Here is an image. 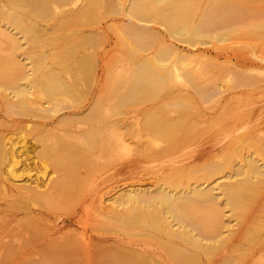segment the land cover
Here are the masks:
<instances>
[{
  "label": "bare ground",
  "instance_id": "6f19581e",
  "mask_svg": "<svg viewBox=\"0 0 264 264\" xmlns=\"http://www.w3.org/2000/svg\"><path fill=\"white\" fill-rule=\"evenodd\" d=\"M24 1L25 0H0L1 8L3 6V9L6 8L4 14L3 9L1 10L2 12H0V15L2 13L4 19L9 21V25L12 24L13 28L17 29L16 32L5 30L6 35L11 40L10 42L8 41L10 49L11 46L13 48H16V45L19 46L18 40L21 37H26L31 42H33V40H41L42 43H44L46 40H56V36H63L64 32H61L60 30L67 29V33H65L66 35L72 36L73 34H78V36L75 35V37L81 36L82 38H80L81 41L78 40L79 43H75L76 49L81 53V55H79L80 57L78 56V59L80 60L81 58L85 63L84 64L83 61L80 60L81 65H88L91 68L96 67V70H101L102 72L104 70V65L101 63V58L104 54L102 53L103 51L99 52L98 55L94 53L92 54V52L88 49L89 47L85 45V40H83V38H88L92 34H102L105 32L104 25L101 23H99L100 25H92L97 21L90 22L91 20H94L92 17H96L94 13L97 11L99 13L102 5H106L105 7L109 5V7H113L115 10H120L124 15L131 19V21L127 22V29L126 27L125 29L130 33L129 34L127 32L128 36H134L133 38H135L136 41L138 39L141 41H150V37L151 40L152 38L154 39L159 30H156L157 32H155L154 27L149 28L139 26V24L134 22L133 19L147 21H155L154 19H156L158 23L164 25L166 29L165 31H167L170 36L191 45L197 42H203L205 38L213 37L212 32L215 28H221L219 26L220 24L232 23L230 21H234L237 16L244 11L239 10V4L235 5L236 2H232L233 0H230L231 3L229 0H213V2L208 5L210 3L209 1L206 8L210 6L208 9L214 11L216 14H213L212 12L211 14L208 11V13H206L204 10L205 13L202 15H199L196 11H194L196 13V15L194 14L195 16H192V11H190L194 10V8H189V6L194 4L191 0H189L190 2L188 1L189 3L187 0ZM191 2L193 3L191 4ZM148 4L150 6H148ZM104 6L102 8H105ZM194 6L195 4L193 7ZM230 6L233 8V15L231 14V16L226 17L227 15L224 16L223 13L227 11V8ZM230 9L228 11H230ZM246 12L247 10L245 13ZM219 15L224 16V18L219 19ZM48 18L51 19V22H48ZM43 21L48 23L43 24ZM260 24L264 25V22H261ZM124 25L125 24H123V26ZM71 26H81L82 28L71 30ZM69 27L71 28L69 29ZM57 31H60L59 34L56 33ZM52 33H54L55 36H49ZM226 33V31L221 30V32L217 33L218 37L216 38L222 39ZM61 37L58 39L61 40L63 38ZM68 39H65V41H68ZM3 41L6 42L5 40ZM34 42L37 43V41ZM168 44L169 45H165L168 48L166 50L169 51V55L174 54L173 56L175 57L180 56L178 57V63L180 64L178 65L177 62L174 61L166 69H163V67L161 68L159 65L157 66L161 68L158 69L159 71L152 69V71L155 70L160 74L159 76H161V78L157 76L158 73L151 75H154L153 78L157 76L156 78H159L158 81L159 83L161 82L162 85H160L157 80H155L157 83H150V79H152L150 78V72L152 71H148L149 73L145 72L146 70H149L148 63L152 62V64L155 65V60L157 63L159 62V59L157 60L155 57L159 53H157V55L155 52L150 55L146 54L147 56L143 55L145 56L143 58L144 60L141 59L142 61H140L137 67L134 68L139 77L143 73H148L149 76L144 74L147 76L146 80L149 79L148 83L153 84V86L154 84H156V86L159 84V86L162 87H164L165 84H170L173 80L170 78H183V82L190 84V86L198 94L200 93L199 95H206L207 91L209 94H211L210 92L215 94L214 92L220 84H216V82H218L216 79V82L212 80L216 86H214V83L211 84L210 82L212 81L209 79V84L206 83L208 82L206 79L209 76L207 77L205 74H208V70L206 69L203 71L201 68H195V65L190 64V60H188L189 57L181 55L179 52L180 49L177 46L175 47V44L172 45L170 42ZM162 51H158L161 56L157 57H166L164 52L161 53ZM44 56L45 55H41L40 57L37 55L36 57H39L40 60H42V58L46 57ZM258 58L261 61H264V56H260ZM12 60L13 61H10L11 63H8L9 61H7V65H14V60L16 59ZM44 60L45 59H43V61ZM18 61L19 60H16L15 62L18 64ZM54 61L55 60H53V62ZM95 63L96 66H94ZM21 65L22 68H26V66H23L22 63ZM52 65L54 64L52 63ZM55 65L58 66L59 64ZM164 65L168 66L167 64ZM17 66L13 69L15 70V75L13 76L17 75L20 76L19 79H21V77L26 79L29 75V71L27 70L28 72L25 71L22 73V69ZM64 66L62 67L64 68ZM68 66L72 65L68 64L67 67ZM62 67L58 68L61 69ZM17 68H20L21 73L20 71L18 74L16 73L19 70ZM31 68H33V66H31ZM40 68L38 67L37 70H41ZM56 68L57 67L54 68L50 66L46 69V67H44L43 72L41 71L42 75L40 74L41 77H38L40 76L38 74V78H34V76L30 78V80L27 78L29 80V83L27 82L29 86L18 82L16 78L17 76L15 77L16 79L14 78V80H12V88L14 86L13 94H15L16 97L18 96V100L17 102L15 101V103H17L21 108L20 110L18 107V110L21 112L18 113L22 114V110L26 113L28 110L29 112L27 113L31 116L38 117L42 121L50 119L49 121H52L51 126H54L55 123L58 122L55 118H50L48 106H45L43 102H38L35 97H31L35 94L33 91L36 92V90L49 92V94L52 95L53 93L56 95V92L60 91L58 86L61 85L64 80L62 77V79L58 77L59 72L56 77ZM66 68L62 69V71L64 70L63 72H67ZM33 70L31 69V71ZM36 72L39 71H35L33 73L31 72L30 74L35 75ZM133 73H135V71H133ZM210 76L212 77V75ZM245 76L247 77V75ZM248 76L249 77L247 78L250 79L251 76ZM56 78L58 79L57 85ZM163 78H166L165 83ZM139 79L140 81H138ZM139 79L136 80V91L137 89L142 91V88L140 87V89L137 85L138 83L140 85L143 83V80L141 81V79H144V77ZM242 80L243 79H240V81ZM246 80L248 83L250 82L248 79ZM247 82L245 81V83ZM72 83V87L78 84V82ZM148 83L145 84L149 86ZM62 85L64 87V85H66L65 82ZM159 86H154V89L157 88L158 90ZM207 86L214 87L209 88ZM29 88H33L34 90ZM219 88H217V93L220 92ZM145 89L144 92L146 91ZM211 89L213 91H211ZM132 90V92H134L135 89L132 88ZM150 90L152 92H156V90ZM82 91L83 90H81V92ZM183 93L186 92L183 91ZM13 94L12 96H14ZM151 95L153 96L155 94ZM14 99L12 98L11 100ZM179 99H181V97ZM8 100H10V98ZM11 100L9 101L10 103ZM13 103L14 102L12 101V104L10 105L14 106L15 104ZM102 103V100L101 103H99V101L97 102V104ZM185 103L183 102V106H181L184 107ZM103 104L102 106H99L103 107ZM180 104L181 103H178L177 106L180 107ZM88 106L89 104H86L84 107L79 108V111L77 110L76 112H83L89 108ZM7 108H10V106L8 105ZM12 109L13 108L10 109V112L13 113L14 110ZM186 115L185 118H163L164 120L160 119L157 114H155L157 117L149 115L145 121V127L157 137L155 139H162V141L165 142L169 141L165 144H159V141L161 140H159L158 143H155L156 140L155 142L154 140H151L154 142L153 144H155L153 149L155 150V154L158 156L170 153L175 154L178 151H189L195 147L197 152L199 151L203 154L199 158L204 157L206 160L209 157L213 158H209V161L206 162L207 166L205 167L206 173L204 178L208 179V177H211L219 172L223 164V162L221 163L220 161H216L214 159V157L218 159L220 155H217V152L213 153V151L217 149V147L220 149L226 148L230 144L231 140L233 142L232 138L234 137H232L230 133L227 135H218V132L215 130L211 132V134L207 133L199 138H197L198 136H195L196 139H193L191 130H193L194 125L191 127L193 124H191L192 119H189L190 117L187 118ZM182 116L184 115H181V117ZM20 119L21 122H23V118ZM49 121L42 122L44 133H49L54 128L53 126L52 128L51 126L46 127ZM104 121H106V119ZM120 122L121 120H115L113 122H109V124L103 122L100 125L97 124L99 126L93 125L92 127L88 126L89 128L87 127L76 131L73 130V137L85 139L86 141H89L90 144L98 143V147L103 151H111V149L116 148V153H118L119 151H122L124 147V145H122L125 139L123 133L127 134L126 132L119 131L121 126H123ZM212 122L214 123L215 121ZM25 123H21L22 126H25ZM221 123L223 124V122ZM209 124H211V122H209ZM222 124L220 125L221 127ZM197 126L199 127V124ZM125 127L127 129L128 124ZM211 127H213V125H211ZM255 129L256 128H253V130L250 129L249 132L255 133ZM69 132L71 133L72 131ZM69 132L68 134L65 133V135H61L60 138L66 140V142L69 141L70 143L72 138L71 135H69ZM237 135L238 134H236V136ZM10 136L11 135L7 134V132L5 133V130L2 127L0 128V166L3 165L1 169L3 171V175L6 177L3 179L5 184L1 183L0 185H4L5 189H9L5 191L6 194H4V199L0 202V264H256V262L253 261L255 254H257L255 250L258 249V247H261L260 249L264 248V138L262 139L263 142H261V144L259 143L260 148L256 145L258 148L257 150L260 151V157L257 158L250 154V156H247L243 160L241 159L243 162L242 164L237 165L236 167L233 165L231 166L232 168L229 175L231 177L232 175H239L233 180L218 181L216 180L218 178H216L204 186L200 183H190L188 186H183L185 183L184 179L190 178V176H188L189 172L187 171L184 173L183 171L179 172L180 170H177V173L172 174L167 178H165V176L162 182L153 188L140 186L136 183H129L126 185L116 184V186H113V189L116 190L111 193L109 192L108 187L107 189L106 186H103L107 189L105 190L102 186V188L98 186V182L94 179H90L86 182L88 179L84 180V178H82L85 181V183H82L83 181L80 182V177H77L80 181H76L74 177V174H76L73 171L74 169L72 170L74 173L72 171L63 172V169L66 170L65 166L68 164L65 165L66 162L62 163L63 161H60V158L66 161L65 159L71 156V159L69 160L68 158V160L72 161L73 165L74 160H72V152L75 151L74 147H72V152L71 150L68 151L71 146L65 145V141L63 142L64 144H56L55 141L52 145L40 143V147H37V151L39 150V152H50L51 155H55L56 158L53 155L55 158H53V160H55L54 164L57 166L59 165V167L62 166L61 173H56L57 175H55V177L46 176L45 178H31L25 162L27 159L24 160V156L27 158L30 157L28 154L30 152L32 153V151L29 150V152L24 149L25 145L23 146V144L16 146L19 144H16L18 140L16 141L14 138H11L12 136ZM130 136H132V134H130ZM110 138H113L112 141ZM258 138L256 139L258 140ZM235 139L237 140L236 137ZM99 142L101 143L99 144ZM211 142L212 144H209ZM142 143H144V141ZM77 144L78 143L75 142L74 145ZM139 145L140 144L137 146ZM183 145H185L184 149L178 150L176 148L178 146H181L182 148ZM82 146L84 147L83 144ZM151 146L146 149L149 151ZM207 146H211L213 150H210V152L204 151ZM89 147L88 149L86 147L83 149L90 150ZM118 147L120 150L117 151ZM138 148L139 152H146V149L143 150L145 147L141 148L140 145ZM153 149L150 151H153ZM232 149H234V146ZM76 151L78 153L77 149ZM127 151H130V148ZM228 151L230 154L231 150ZM132 152H130L131 155ZM66 153L67 157L65 156ZM68 153L71 155L68 156ZM73 154H75V152ZM61 155L66 158L64 159ZM167 156L169 157V155ZM75 157L76 156H74V158ZM68 160L67 162H69ZM260 160L262 161L259 162ZM224 163H226V161H224ZM85 178H87V176H85ZM91 180L95 182L93 183ZM99 184L102 185L100 182ZM223 206H227L230 210H232L233 214L236 211L237 215L243 216L246 222L252 221L253 223L251 222L250 226L246 230L248 223L244 222L245 230H243L242 225H239V227L237 226L238 228L235 227L237 228V231L234 230L235 233L232 232V228L228 227L227 229L230 232L222 235L221 227L224 225L222 218L224 212ZM236 222L237 224H240L241 221L237 219ZM236 258L238 259L235 260ZM261 264H264V261L261 262Z\"/></svg>",
  "mask_w": 264,
  "mask_h": 264
},
{
  "label": "rangeland",
  "instance_id": "374dc122",
  "mask_svg": "<svg viewBox=\"0 0 264 264\" xmlns=\"http://www.w3.org/2000/svg\"><path fill=\"white\" fill-rule=\"evenodd\" d=\"M188 1L189 0H187V2ZM191 1H193L195 4L194 7H193L194 4H192L193 2H191L192 4L191 6L188 5L189 8L191 9L194 8V10H190L192 11L191 13L192 16H195L196 13L202 15L205 13V11L206 13L212 12L213 14H216L214 11L208 9L210 6L206 8L209 1L210 3L208 5H210L211 2H213V0H191ZM231 1L229 0L230 3ZM234 1L236 2V4L235 3L233 4L235 5L239 4L240 6L239 10H244L241 12V14L237 16L238 19L236 18L237 20L236 19H235L236 21L234 20L235 23L234 21H230L232 23H227V24L225 23L222 25L220 24L219 26L221 28L217 27V29L215 28L212 32V36L214 38L213 37L205 38L203 42H197L193 45L170 36L169 33L165 31L166 29L164 25L158 23L156 19H154L155 21L133 19V21L138 23L139 26H145L149 28L154 27L155 32L159 30L157 32L159 35L156 33L157 34L155 36V38L157 37L156 39L152 38L151 40L150 37V41L149 40L141 41L139 39L136 41V39L133 38L134 36H128L129 31L126 30L127 22L131 21V19H129L126 15H124L120 10L117 9L115 10V8L109 7V5H107V7H105L106 5L105 6L102 5V7L104 6L105 8L100 7L101 10L98 9L100 14L98 13V11L95 12L94 15H96V17L95 18L92 17V19L94 20H91L90 22L92 21L98 22V23L96 22L95 24L93 23L92 25H100L99 23L104 25L105 32H103L102 34L98 33L99 35L92 34L88 38L87 37L83 38V40H85L84 43L86 46L89 47L88 49L92 52V54L94 53L98 55L99 52L103 51L102 53L104 54L101 58V63L104 65L103 72L101 70H96L95 69L96 67L91 68L88 65L87 66L81 65L80 60L83 61V63L84 60H82L81 58L80 60L78 59L81 53L78 52L75 45L76 42L79 43V41H81L80 40L81 36L77 37L78 34H75L77 35L76 37L74 34L72 36L66 35L65 33H67V29L60 30L61 32H64L63 36L60 35V37L62 36L63 38L61 37L62 39L60 40L58 39L60 37L56 36V40L58 39L60 41L58 40L56 41L54 39L55 43L54 40L52 41L50 40L51 42L49 40H46L44 41V43H42L41 40H33V42H31L26 37L23 38L21 37L18 40L19 46L16 45V48H13L11 46L10 49V44L8 43V41L10 42L11 40L6 35L5 30H9L10 32H16L17 29H14L12 24L9 25L8 23L9 21H6V19H4V16L1 13L0 15V124L2 123L4 125L1 124L0 128L2 127L5 130V133L7 132V134L11 135L12 136V137L10 136L11 138H14V140L16 141L18 140L16 144L18 143L19 144L16 146H20L21 144H23V146L25 145L24 149L28 151L29 150L32 151V153L29 151L30 152L28 154L30 156L28 157L29 159L24 156V160L27 159L25 160V162H26V166L28 167L27 170H29L28 173L31 176V178H35V177L45 178L46 176L55 177V175L61 173L62 166L59 167V165L57 166L56 164H54L55 162V160H53V158L55 157L54 154L51 155L50 152L43 153L42 151L40 152L39 150L37 151V147L39 148L42 143L52 145L55 141L56 144L65 143V145H70L71 148L68 151L71 150L72 152L73 149L72 147H74L75 150L72 152V158H73L72 160H74L73 165H72V161H69L71 159V156L68 157L69 158L68 160V158H66L67 153L65 154L66 157H63L64 154L63 156L61 155V157H63L64 159L66 158L65 159L66 161H64L62 158H60V161H63L62 163L66 162L65 165L68 164L67 166H65L66 170L63 169V172L64 171L71 172L74 169L73 171L76 173L74 174L76 181L79 180L77 177H80L81 181L80 180L79 181L80 182L83 181L82 183H85L84 180L86 179H88L86 180V182H88L90 179H94L96 182H98L97 183L98 186L100 187L106 186V188L108 187L109 189L108 188L107 189L111 193L114 190H116L113 189V186H116V184L126 185L129 183H136L139 184L140 186L153 188L159 183H161L165 176H166L165 178H167L168 176L177 173V170L178 171L180 170L179 172L183 171L184 173L187 171L189 172V175L188 174L187 175L190 176V178L184 179L185 183L183 186H188L190 183L192 184L200 183L202 186H204L207 183H209L211 180L216 178H218L216 179L218 181H230L237 178L239 175H232V177L229 175L232 168L231 166L233 165L234 167H236L237 165L242 164L243 162L241 161V159L243 160L247 156H250V154H252V156H255L257 158L260 157V151L257 150L258 148L256 147V145H258L259 147L261 142H263L262 139L264 138L263 137L264 136V61H261L258 58L260 56H264V47H263L264 25L260 24L261 22H264V0H233L232 2ZM148 6L150 5L148 4ZM3 8L4 6L2 8L0 6V12H2L1 10ZM5 9H3V14ZM110 9L113 11H111ZM227 9L228 10L230 9V11L228 10L225 11L223 13L224 16L227 15L226 17H229L231 16V14L233 15V8L230 6ZM246 10L247 12L245 13ZM194 11H196V13ZM224 16L219 15L218 17H220L219 19H223ZM48 22H51V19H49ZM48 22L43 21V24H46ZM122 23L125 25L123 26ZM3 26L6 28H4ZM71 27H69V29ZM81 28H82L81 26L80 27L73 26L71 30L81 29ZM221 30L226 31L227 33L222 37V39L216 38L218 37L217 33L221 32ZM60 31H57L56 33L59 34ZM53 35L55 36L54 33L50 34L49 36H53ZM132 38L135 40H133ZM65 39H68V41L67 40L65 41ZM3 40H5L7 43L4 42ZM34 41H37V43H35ZM169 42L172 45L175 44L174 46L175 47L177 46L180 49L179 52L181 53V55H184V57L185 56L189 57L188 60H190V64L195 65V68H199V69L201 68L203 69V71L207 69L208 74L205 75L209 77L206 79L208 81L206 83L209 84L210 82L209 80L215 81L216 79L218 81V82L215 81L216 84L218 83L220 84V86L218 85L220 88L217 86L220 92L217 93L216 92L217 88H216V91L214 92L215 94H213L212 92H210L211 94H209L207 91L206 93L207 96L204 94L202 96V94L199 95L200 93L198 94L190 86V84H188L187 82L186 83L183 82L184 81L183 78L179 79L175 77L170 78L173 79L171 81L172 84L171 82L169 84L168 81L166 82L168 84H165L164 87L159 86V84L162 85L161 82L159 83L158 81L159 78H161V76H159L160 74L156 71H159L158 69H161L162 67L163 69H166L174 61H176L178 65L180 64L178 63L179 62L178 57L180 56L175 57L173 56L174 54L169 55L168 53L169 51L166 50L168 48L165 45H169L168 44ZM158 51H162L161 53L164 52L166 57L159 58L161 55L160 52ZM41 52L44 54H42ZM154 52L156 53V55L157 53H159L157 55L159 57L155 56L157 60L159 59L158 60L159 62L157 63V61L155 60L156 62L155 65H153L152 62L148 63L149 70H146L145 72L152 71V69H156V71L153 70L152 72H150V76H151L150 78L154 80L153 81L152 79H150V83L152 82L157 83L158 81L159 83L158 90L157 88L154 89V86L158 87L156 86V84H154L153 86V84L148 83L149 79L146 80L147 76H149L148 74L149 72L143 73L141 75L142 77L141 76L139 77L136 70L134 69L137 67L139 62L142 61L141 59L145 57L143 55L146 54L150 55L151 53ZM37 55L40 57L41 55L42 56L45 55L46 57L44 56L45 58H42V60H40L39 57H36ZM12 59L19 60L18 61L19 63L17 64L15 62L16 60H14L15 63V64L13 63L14 65L12 66H10V64L7 65L8 63H11L10 61H13ZM43 59L45 60L43 61ZM53 60L55 61L53 62ZM7 61L9 62L7 63ZM51 61L54 65L55 64H59V65L54 66L52 65ZM40 62H42L43 64ZM21 63L23 64V66H26L27 69L22 68ZM96 63L94 64V66H96ZM68 64L72 66H68L69 67L68 68L67 67ZM164 64H167L168 66H165ZM158 65L161 66V68L157 67ZM16 66L22 69L21 70L22 73L27 70L29 71V72L27 71L29 73L27 78L29 80L33 76L34 78L41 77L42 75L41 73L43 72L44 67H46V69H48L50 66L54 68L57 67L56 70L59 71L55 70L56 77H57V73L59 72L58 77H60V79L63 78L65 84L67 85L66 88V85H64V87L62 85L64 84V82L62 84L60 83L62 86L58 84L60 91L56 92V95L53 92L52 95L49 94V92H44V91L41 92L35 89L36 92L33 91V93L35 94L31 96V97H35V99H37L38 102H43L45 106H48L49 107L48 113L50 115V118L53 117V119L55 118L58 121L55 123L54 126L52 125L54 128L52 131L49 132L50 134L44 133L43 123H42L44 121H49L50 119L47 120L45 119L44 121H42L38 117L31 116L29 113H27L29 112L28 110L26 113H24V111L22 110L24 114L23 113L20 114L21 108L18 106L17 103H15V101L17 102L18 100V96L16 97V95L13 94L14 86L12 88V80H14V78L17 76V75L13 76L15 75V70L13 69H15ZM31 66H33V68H31ZM62 66H64V68ZM38 67L39 68L41 67L40 68L41 70H37ZM58 67L59 68L62 67V68L59 69ZM20 68H17L19 69L18 71L16 69L17 74L20 71ZM65 68L67 69V72L66 71L63 72L64 70L62 71V69ZM31 69L34 70L31 71ZM46 69L45 71L47 72ZM30 71L32 73L35 71H39V72H36L35 75H31ZM133 71H135V73H133ZM156 73H158L157 76H159V78H156L157 76L153 78L154 75H151ZM38 74L41 75L37 77ZM135 74L139 78L144 77V79H141V81L143 80L142 81L143 83L141 85L138 83L137 85L139 86V88L140 87L142 88L143 92L138 89L136 91V80H138L139 78ZM144 74H146L147 76H145ZM209 74L212 75V77ZM244 74L247 75V77H249L248 75H250L251 76L250 79L247 78ZM16 78L18 82H21L22 84L23 83L27 84L29 86L28 84L29 80L27 78L25 79L24 77H21V79H19L20 76H17ZM165 79L166 78H163L164 83H165ZM240 79H243L244 81L243 80L240 81ZM246 79L250 81L249 83L251 82L252 83L249 84ZM138 81H140V79ZM213 81L210 83L213 84L214 83ZM245 81L247 83H245ZM70 82L71 83L78 82V84L72 87L71 85H73V83L71 84ZM57 83H58V79L56 78V85ZM145 83H148L150 88ZM216 84L214 83V86H216ZM214 86H207V87L212 88ZM132 88L135 89L134 92H132L133 91ZM29 89L32 90L33 88H29ZM144 89L146 90L145 92ZM150 89H153V91L156 90V92H152ZM81 90L83 91L81 92ZM129 91L134 94L130 93ZM183 91H185L186 93H183ZM211 91L213 90L211 89ZM177 93L180 95H178ZM12 94L14 96H12ZM151 94H155V95L152 96ZM180 97L181 99H179ZM9 98L10 100L12 98L15 99L11 100L10 103L9 102L10 100H8ZM101 100L104 103V104L102 103L103 107H101L102 104H97L98 101L99 103H101ZM12 101L14 102L13 104H15L14 106L10 105L12 104ZM181 101H183L184 103L186 102L185 104L187 106L184 104V107H182L183 102ZM178 103H181L180 107L177 106ZM86 104L87 105L89 104L88 106L89 108L85 110L86 112L85 111L76 112L77 110L79 111V108L84 107ZM8 105L10 106V108H7ZM98 106L101 108H99ZM18 107L20 108V110H18L19 109ZM11 108H13L12 110H14L15 113L14 111L13 113L10 112ZM148 114L152 116L154 115V117L159 116L160 119L163 118L175 119V118H183V117L185 118V115L187 114L186 117L187 118L190 117L189 119H192L191 124L192 123L193 124L191 125V127H193L194 125L193 130H191V135L193 136V139H196L197 136H198L197 138H199L200 136H203L207 133L211 134V132L215 130L218 132V135H223V134L227 135L228 133H230L231 136L234 137L232 138L233 142L231 140L230 144L226 148H224L225 150L217 147L218 150L215 149L213 151V153L217 152V155L218 154L220 155L218 159H216V157H214V159L216 161H220L221 163L223 162L222 168H220L219 172H217L215 175L211 177H208V179L204 178V175L206 173L205 167L207 166L206 162L209 161V158L211 157L207 158V160L204 157L199 158L203 154L199 151L197 152L195 147L192 148L193 145L191 146L192 150L189 151L188 150L178 151L175 154L170 153L162 156L156 155L155 150L153 149V146H155V144H153L155 140H156L155 143H158V141L161 140L159 141V144H165L168 143L169 141L165 142L162 141V139L159 140L155 139L157 137L154 136L151 133V131L145 127L146 126L145 121L147 119V116H149ZM155 114H157V116H155ZM181 115L184 116L181 117ZM86 116L88 117V119ZM20 118H23L22 119L23 122H21ZM105 119L106 121H104ZM115 120H121L120 124L123 125L121 126V129L119 131L127 133V134L123 133L125 138L124 143L122 144L124 145L122 150L123 152L119 151L118 153H116L115 150L116 148L111 149V151L108 150L109 152L106 150L107 151L106 152L98 147V143L90 144L89 141H86L85 139H80V138L78 139L73 137V130L74 131L81 130L83 128H87L88 126L92 127L93 125L99 126L103 122L109 124V122H113ZM207 121L211 122V124H209V122ZM212 121L215 122L213 123ZM20 122L21 123L26 122L25 126H22ZM221 122H223V124ZM51 124L52 121H49L46 127L51 126ZM127 124L128 127L126 129L125 126H127ZM198 124L199 127L197 126ZM221 124L222 127L220 126ZM211 125H213V127H211ZM131 127H133L134 129ZM203 127H205L206 129ZM227 127L229 131L227 130ZM253 128H256L255 129L256 131H254L255 133L249 132V130L250 129L253 130ZM201 129L205 131H202ZM69 131L72 132L70 133ZM68 132L72 138L70 143L69 141L66 142V140L60 138L61 135H65V133L68 134ZM130 134H132V136H130ZM236 134L238 135L236 136ZM235 137L237 138V140L235 139ZM256 138H258V140ZM112 139L110 138L111 141ZM151 140H154V142H152ZM143 141L144 143H142ZM73 142L74 144L75 142H77L78 144L74 145ZM100 143L101 142H99V144ZM134 143H136L137 145L140 144L141 148L145 147L143 150H145L146 148L148 149V147L152 145L150 147V150L153 149V151L150 150L148 151L146 149V152L142 151L141 153L138 150L139 149L138 147H140V145L137 146ZM82 144L84 145V147L82 146ZM89 144L91 148L89 147ZM209 144H212V142ZM87 146L89 147L90 150H87L88 149ZM184 146L185 145H183L182 148L181 146L180 147L178 146L176 148L180 150V149H184ZM233 146L234 149H232ZM85 147L87 149H83ZM75 148L78 150V153ZM129 148L130 151H127L129 150ZM226 149L231 150L230 154L228 153L229 151ZM118 150H120L119 147L117 148V151ZM210 150H213L211 146H207V148L204 149V151L206 152H210ZM74 152L75 154H73ZM130 152H132V155L130 154ZM69 155L71 154L68 153V156ZM167 155H169V157ZM74 156L76 157L74 158ZM67 160L69 162H67ZM224 161H226V163H224ZM261 161L262 160H260L259 162ZM2 167L3 165L0 166V184L1 183L5 184V181L3 179H5L6 177L3 175V171L1 169ZM85 176H87V178H85ZM82 178H84V180ZM99 182L102 183V185L99 184ZM106 188L104 189L107 190ZM6 190L9 189L8 188L5 189L4 185L3 186L0 185V199H1L0 202L3 201L4 199L3 197L5 196L4 194H6L5 192ZM223 210L224 212L222 218L224 225L221 227L222 235L228 234V232H230L227 229L228 227L233 229V231L231 230L233 233H235L234 230L237 231L239 225H242L243 230H245L244 222L246 221L243 216L240 215L238 216L236 211L233 214L232 210H230L227 206H223ZM237 219L241 221L240 224H237L236 222ZM251 222L250 221L246 222L248 223V225L246 226V230L250 226ZM260 248L261 247H258V249L255 250L257 254H255L253 261H255L256 264H261V262L264 261V248L263 249ZM237 259L238 258H236L235 260Z\"/></svg>",
  "mask_w": 264,
  "mask_h": 264
}]
</instances>
